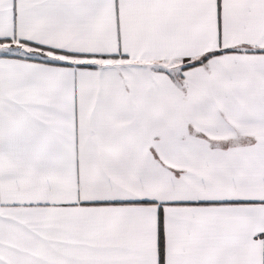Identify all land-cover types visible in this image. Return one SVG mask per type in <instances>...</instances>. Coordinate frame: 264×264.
Here are the masks:
<instances>
[{
	"label": "snow or ice",
	"instance_id": "1",
	"mask_svg": "<svg viewBox=\"0 0 264 264\" xmlns=\"http://www.w3.org/2000/svg\"><path fill=\"white\" fill-rule=\"evenodd\" d=\"M0 264H264V0H0Z\"/></svg>",
	"mask_w": 264,
	"mask_h": 264
}]
</instances>
